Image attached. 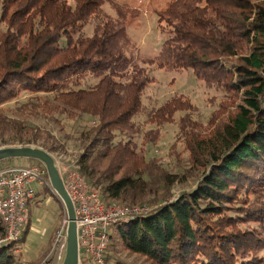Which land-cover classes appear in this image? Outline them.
I'll list each match as a JSON object with an SVG mask.
<instances>
[{
    "label": "trees",
    "instance_id": "1",
    "mask_svg": "<svg viewBox=\"0 0 264 264\" xmlns=\"http://www.w3.org/2000/svg\"><path fill=\"white\" fill-rule=\"evenodd\" d=\"M0 7V107L29 93L36 96L22 107L36 115L90 117L81 134L83 177L108 203L158 202L150 214L112 227L107 264L117 244L149 264H264V0H171L158 12L169 36L153 57L128 32L140 10L117 0H0ZM150 65L191 70L225 95L207 125L193 119L196 106L184 95L150 114L160 127L183 113L179 136L189 158L182 179L195 175L199 183L175 200L181 176L147 160L134 140ZM12 131L20 143L42 139L56 150L48 132L1 113L0 133ZM159 134L150 130L144 139L156 144ZM28 225L18 242L0 246V264H26L18 245Z\"/></svg>",
    "mask_w": 264,
    "mask_h": 264
},
{
    "label": "rangeland",
    "instance_id": "2",
    "mask_svg": "<svg viewBox=\"0 0 264 264\" xmlns=\"http://www.w3.org/2000/svg\"><path fill=\"white\" fill-rule=\"evenodd\" d=\"M120 4H125L132 9L140 10V15L130 18L128 32L135 44L138 45L143 56H156L169 34L166 29H162L159 23L158 12L164 10L171 0H117ZM1 8V7H0ZM107 12L114 14L109 5L104 6ZM1 14V9H0ZM5 30V26L0 24V32ZM92 26L88 25L85 34L90 35ZM149 75L153 78L152 84L145 91L143 97L144 111L136 118L137 123L142 128V134L136 135L134 140L138 144L147 160L157 159L161 166L181 176V181L177 182L172 190L173 200L180 198L184 193H191L197 188L199 179L194 177L182 179L184 169L187 168L189 153L185 149L183 141L180 140L179 121L183 113L175 116L173 123H165L158 127L148 122L150 114L173 96L184 95L188 97L196 106L193 119L202 125H207L211 114L218 109L220 103L225 99L224 92L207 87L203 82L197 80L191 70L169 71L154 65L147 66ZM90 82L95 83L96 80ZM36 95L23 93L18 99L0 107V114L3 113L8 121H18L31 128H39L41 131L48 132L56 139L55 149H50V144L39 139L38 144H23L18 139L17 131L0 133V149L34 147L48 152L55 160L58 170L64 172V168L77 162L84 153L82 131L87 123L91 124L90 117H84L79 122L68 121L67 119L55 116L50 119L45 115H36L29 112V108L22 107L23 104L30 102ZM159 130V140L156 144H150L144 139L146 132ZM31 139L30 137H25ZM44 143L47 146H44ZM58 148V149H57ZM40 165L36 160L29 158H15L0 161V169L7 167H31ZM44 165V164H43ZM37 193L30 206L29 234L25 242L18 245L20 259L26 264H45L50 255L51 247L54 243L56 232L62 225L63 220L68 217L63 203L50 188L41 187L36 184ZM48 192H51L48 193ZM48 193V194H47ZM120 205H136L148 207L154 211L158 202L154 196L144 198L139 202L111 201ZM0 239H2L0 235ZM111 259L108 264H115L119 259L128 264H149L144 257L130 254L121 244H117L115 250L110 252ZM264 257V251L262 252Z\"/></svg>",
    "mask_w": 264,
    "mask_h": 264
},
{
    "label": "built area",
    "instance_id": "3",
    "mask_svg": "<svg viewBox=\"0 0 264 264\" xmlns=\"http://www.w3.org/2000/svg\"><path fill=\"white\" fill-rule=\"evenodd\" d=\"M59 172L76 212L79 264H107L105 258L112 227L152 211L148 207L106 202L102 194L83 177L78 161L67 165L64 172ZM36 184L54 191L43 164L0 169V219L5 228L0 246L20 240L30 222V206L36 196ZM68 225L67 217L56 232L45 264H63Z\"/></svg>",
    "mask_w": 264,
    "mask_h": 264
},
{
    "label": "water",
    "instance_id": "4",
    "mask_svg": "<svg viewBox=\"0 0 264 264\" xmlns=\"http://www.w3.org/2000/svg\"><path fill=\"white\" fill-rule=\"evenodd\" d=\"M29 158L40 161L47 169L49 181L55 191V195L63 203L68 215V244L63 264H79V242L74 204L67 194L64 181L56 166L55 160L48 152L40 148L20 147L0 149V161L15 158Z\"/></svg>",
    "mask_w": 264,
    "mask_h": 264
}]
</instances>
